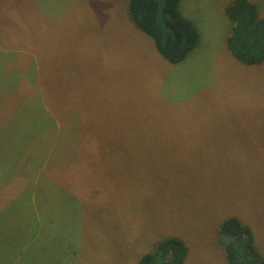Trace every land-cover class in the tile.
<instances>
[{
    "label": "rangeland",
    "instance_id": "rangeland-1",
    "mask_svg": "<svg viewBox=\"0 0 264 264\" xmlns=\"http://www.w3.org/2000/svg\"><path fill=\"white\" fill-rule=\"evenodd\" d=\"M233 1H181L200 41L173 65L130 0H0V264H139L166 238L186 245L184 264H228L219 230L233 217L264 254V63L231 54ZM28 49L39 59L21 67ZM44 96L80 140L20 153L13 128ZM72 163L68 185L44 169Z\"/></svg>",
    "mask_w": 264,
    "mask_h": 264
},
{
    "label": "trees",
    "instance_id": "trees-1",
    "mask_svg": "<svg viewBox=\"0 0 264 264\" xmlns=\"http://www.w3.org/2000/svg\"><path fill=\"white\" fill-rule=\"evenodd\" d=\"M181 1L182 0H168L166 3L164 10L165 20L173 29V32H169V37L166 40L164 39L162 28L157 20L159 0H130L129 5V13L133 23L143 33L153 39L157 51L165 60L173 65L184 62L200 41L198 28L186 18L181 11ZM226 14L232 23L231 34L227 38V46L231 54L245 65L253 66L263 64L264 16H261L259 7L250 0H234L226 8ZM26 47L32 49L28 43ZM31 49H28L27 53L25 50L19 51L21 67L22 57H20V54L24 56L22 60H24L25 63H28L30 57L34 62L38 61L39 57L36 54L37 52L35 53L34 50L31 54ZM23 69L29 70L27 65L26 68L23 67ZM24 84V88H27L24 91L29 92L31 85L29 83ZM23 86H21V88ZM39 89L44 92L43 85ZM17 90L18 86L16 87V84H13L10 90H8L11 91L8 101L14 100V97L18 95ZM30 99L31 98L27 97L24 103L28 104V106L26 108V114L23 115L21 125L19 127H11L14 132L22 133L23 136L19 138V143L22 142L23 144L25 142H30L36 138V143H40L44 141L41 137L45 138L51 135L49 146L50 149H53L52 151H55L53 154L59 152V144H61L60 139L64 138L62 136L66 138V149L68 139L75 138V142L78 144L80 138L76 137L77 133L75 134L77 127L72 132L68 133V121L51 109L52 105L49 99L44 96L37 104ZM3 106L4 104H2L1 109H3ZM8 106L10 107L9 109H13V105L10 106L7 104V107ZM34 114L36 116L42 115L37 122L34 120ZM80 121L83 123V119ZM46 124H48V126ZM76 124L79 125V123ZM41 131L43 132L41 133ZM39 139L40 141H38ZM33 147V145L29 146V148ZM28 165H30L29 162ZM74 166H76V164H70L69 170H58V168H60L58 165H55V168L44 166V169L48 168L59 172L58 181L62 183V185H68L65 181V176L67 178L69 177L72 182H75V180L71 178L74 175V171L72 170ZM32 168V166L28 167L30 170ZM39 168V166L36 167V170ZM69 184L74 185L72 183ZM31 188L34 189L31 190ZM38 188L39 185L37 183L36 186L26 188L25 193L29 191L30 195H32L38 191ZM33 207L35 208L31 199H29V201L27 200L23 205V208H27L24 210H30V208ZM219 238L220 243L225 247L228 264H264V254H262L256 246L254 232L250 226L241 220L235 217L225 220L220 227ZM187 254L188 249L181 240L177 238H166L158 242L150 253L142 256L139 264H184Z\"/></svg>",
    "mask_w": 264,
    "mask_h": 264
},
{
    "label": "water",
    "instance_id": "water-1",
    "mask_svg": "<svg viewBox=\"0 0 264 264\" xmlns=\"http://www.w3.org/2000/svg\"><path fill=\"white\" fill-rule=\"evenodd\" d=\"M168 0H159L158 3V13H157V20L159 25L162 28L163 31V35H164V39H168L169 37V32H173V29L167 24L166 20H165V14H164V10H165V6Z\"/></svg>",
    "mask_w": 264,
    "mask_h": 264
},
{
    "label": "crops",
    "instance_id": "crops-1",
    "mask_svg": "<svg viewBox=\"0 0 264 264\" xmlns=\"http://www.w3.org/2000/svg\"><path fill=\"white\" fill-rule=\"evenodd\" d=\"M13 85V84H12ZM7 90H10V89H7ZM3 96H4V93H3V83H1L0 82V108L2 107V104H3ZM8 98V97H7ZM14 136H15V140L17 141V145L19 146V152L21 153V147H20V145L22 146V142L21 143H19V138L20 137H22L23 135H22V133H18V132H15L14 133Z\"/></svg>",
    "mask_w": 264,
    "mask_h": 264
}]
</instances>
